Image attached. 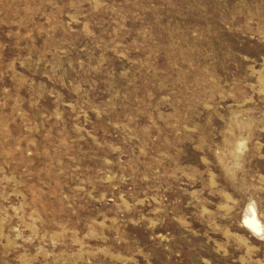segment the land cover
Instances as JSON below:
<instances>
[{
    "label": "rangeland",
    "instance_id": "rangeland-1",
    "mask_svg": "<svg viewBox=\"0 0 264 264\" xmlns=\"http://www.w3.org/2000/svg\"><path fill=\"white\" fill-rule=\"evenodd\" d=\"M0 264H264V0H0Z\"/></svg>",
    "mask_w": 264,
    "mask_h": 264
},
{
    "label": "bare ground",
    "instance_id": "bare-ground-1",
    "mask_svg": "<svg viewBox=\"0 0 264 264\" xmlns=\"http://www.w3.org/2000/svg\"><path fill=\"white\" fill-rule=\"evenodd\" d=\"M248 222H249L250 224L252 223V221H250V220H249Z\"/></svg>",
    "mask_w": 264,
    "mask_h": 264
}]
</instances>
